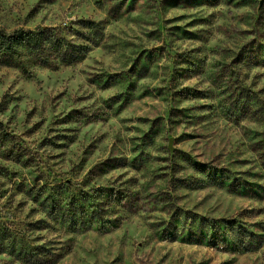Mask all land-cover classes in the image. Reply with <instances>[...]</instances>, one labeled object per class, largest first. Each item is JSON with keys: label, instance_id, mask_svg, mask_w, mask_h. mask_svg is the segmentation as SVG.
Wrapping results in <instances>:
<instances>
[{"label": "rangeland", "instance_id": "1", "mask_svg": "<svg viewBox=\"0 0 264 264\" xmlns=\"http://www.w3.org/2000/svg\"><path fill=\"white\" fill-rule=\"evenodd\" d=\"M81 20L82 63L0 54V264H264V0H0Z\"/></svg>", "mask_w": 264, "mask_h": 264}, {"label": "trees", "instance_id": "2", "mask_svg": "<svg viewBox=\"0 0 264 264\" xmlns=\"http://www.w3.org/2000/svg\"><path fill=\"white\" fill-rule=\"evenodd\" d=\"M70 25L38 30L19 29L12 33L0 30V54L25 53L44 67L82 63L104 41L105 27L93 20H81ZM25 194L30 195L31 191H25ZM44 252L23 254L26 257L24 260L29 264H55L62 259L61 254L48 253L44 256Z\"/></svg>", "mask_w": 264, "mask_h": 264}]
</instances>
